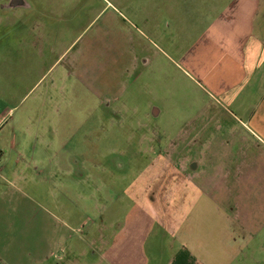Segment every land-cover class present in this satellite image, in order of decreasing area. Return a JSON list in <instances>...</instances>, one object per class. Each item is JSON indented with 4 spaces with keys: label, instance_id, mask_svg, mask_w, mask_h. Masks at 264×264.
Wrapping results in <instances>:
<instances>
[{
    "label": "rangeland",
    "instance_id": "rangeland-1",
    "mask_svg": "<svg viewBox=\"0 0 264 264\" xmlns=\"http://www.w3.org/2000/svg\"><path fill=\"white\" fill-rule=\"evenodd\" d=\"M232 1L21 0L30 8H0V167L10 184L6 193L0 186V246L47 242L15 237L18 228L65 230L73 264L93 263L92 235L125 217L153 210L168 224L178 219L191 194L175 169L186 157L200 161L202 180L216 182L206 191L219 205L231 200L233 232L260 234L229 264H263L264 141L183 61ZM149 146L170 152L153 156ZM151 158L169 161L161 174L141 172Z\"/></svg>",
    "mask_w": 264,
    "mask_h": 264
},
{
    "label": "crops",
    "instance_id": "crops-1",
    "mask_svg": "<svg viewBox=\"0 0 264 264\" xmlns=\"http://www.w3.org/2000/svg\"><path fill=\"white\" fill-rule=\"evenodd\" d=\"M196 46L192 57L186 53L183 61L194 66L210 91L225 100L218 104H226V108H233L244 118L241 126L250 136L264 141V0H233L199 37ZM9 146L14 149L13 141ZM2 157L0 152V160ZM19 158L17 156L16 162ZM198 161L180 158L179 168H175L185 185L184 192L191 193L188 199H181L180 217L176 221L170 220L168 224L163 213L157 215L153 210L148 213L140 210L134 216L125 217L118 229L105 234L97 231V235H92L96 236V241L88 245L89 256L96 261L90 264H229L238 259L242 249L250 245L251 238L260 234L247 231L243 226L240 229L249 239H240L233 232L232 202L226 199L219 205L218 199L206 191L217 185L212 177L201 179L205 171L199 169ZM155 167L160 169L159 174L165 168L157 165L141 172L155 173ZM1 173H4L2 167L0 186L6 193L10 184H4ZM232 186L225 182L224 189ZM20 187L18 183L13 189L20 194ZM21 194L25 198L22 190ZM46 214L51 217L47 211L43 215L48 217ZM64 231L18 228L14 231L15 237L46 238L47 242L29 250L18 245L17 248L8 244L0 246V264H73L70 258L74 253H70L69 236ZM259 247L258 250L264 252V242ZM77 253L87 254L81 250Z\"/></svg>",
    "mask_w": 264,
    "mask_h": 264
},
{
    "label": "flooded vegetation",
    "instance_id": "flooded-vegetation-1",
    "mask_svg": "<svg viewBox=\"0 0 264 264\" xmlns=\"http://www.w3.org/2000/svg\"><path fill=\"white\" fill-rule=\"evenodd\" d=\"M20 1L21 0H16L15 5L12 6V7H10V6L7 7V6L2 5L0 7L1 11L13 10V9L26 10V9L30 8V7L27 8L26 4L22 3ZM156 114H158V112L154 109L153 110V115L156 116ZM142 138H144L147 142H150V144L153 143V141H154V139L152 137L151 138H147L145 136H142ZM145 140H143V141H145ZM148 149L151 151L149 153L154 154L153 156H160V155H164V154L167 155L170 152V149L166 148V146L164 148H160V149H157V150H155L154 147L149 146ZM154 150H155V152H154ZM154 158H151V159L148 160V164L145 165V168L152 167L156 162H157V165H159V166H161V164L164 163V162L166 164H168V162H169L167 159L166 160H162V162H161V161H159V159L155 160ZM154 161H156V162H154ZM119 166H120V164H119ZM120 168H121V166H120ZM145 168H143V169H145ZM176 168L178 169L179 166H177ZM263 264H264V262H263Z\"/></svg>",
    "mask_w": 264,
    "mask_h": 264
},
{
    "label": "water",
    "instance_id": "water-1",
    "mask_svg": "<svg viewBox=\"0 0 264 264\" xmlns=\"http://www.w3.org/2000/svg\"><path fill=\"white\" fill-rule=\"evenodd\" d=\"M16 3V0H7L5 3H4V6H7V7H12L14 6Z\"/></svg>",
    "mask_w": 264,
    "mask_h": 264
}]
</instances>
